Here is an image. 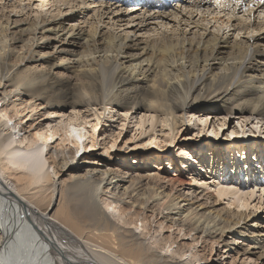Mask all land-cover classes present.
<instances>
[{"label": "bare ground", "instance_id": "bare-ground-1", "mask_svg": "<svg viewBox=\"0 0 264 264\" xmlns=\"http://www.w3.org/2000/svg\"><path fill=\"white\" fill-rule=\"evenodd\" d=\"M5 1L0 6L3 12L5 10L4 18L0 12V36L4 42L0 46V83L5 82V80L9 81V84L3 83L2 85L3 92L5 91L4 98L9 95V92H12L11 89H7V86L12 84L14 74L17 72L15 71L16 64H21L24 60L45 59L44 56L47 51L36 55L34 51L27 50L20 55V49L26 44L35 49L52 48L51 59L59 58V63H55L57 66L76 72L87 79L88 84L81 86L73 84L71 87L64 82L54 83L56 81H51L49 73H32L27 78H18L12 84L14 92H17L18 88H22L20 93L24 92L30 98H38L41 101L34 103L32 108L43 104L46 113L56 114L60 113L61 110L64 111V107L70 106L71 112L67 113L62 135L59 134V141L62 145L72 144L76 151L79 147L86 150V144L82 139L86 136L85 125L89 120L86 117L79 119L76 109L84 106H97L101 103H104L100 106L103 108L105 104H109V107L123 108L124 110L129 107L147 109L150 114L152 113L150 115L151 123L153 119L157 120L160 116V121L165 122V124H167V120H171L170 128L173 131L183 124V119L180 121V118H177L173 113L176 109L188 110V113L195 115L200 113L196 110L197 108L209 106L208 110L227 108L229 113L237 110L241 113L248 112L250 115L260 117V119L264 117V48L260 49L261 43H247L253 33L246 35L248 41L245 45L240 44L237 40L229 44L226 38L219 33L223 25L233 26L230 21L235 8L230 5L231 1H234L236 6L239 5V8L243 6L244 1H249L247 5L249 9H244L245 11L263 13L264 0H220L221 2L218 0H214V2L212 0H176L182 8L190 6V10L185 17H179L177 12H171L170 14L174 13V18L178 19L179 17V21L183 19L187 25L194 14H199L204 20L206 14V16L210 15L208 23L210 20L215 19L214 22H218L222 19L219 21L220 27L216 28V32L211 33L210 31L206 33V28H203L204 30L198 33L197 38H188L184 34L178 37H168L164 34V37H159L155 34L156 36L147 41L133 39L128 36V32L122 36L114 30L108 29L104 32L100 28L104 23L103 17L109 15L108 17L111 18L110 14H116L119 9L118 6L122 5L123 2H136L137 5L139 0ZM35 1H39V4H36L38 9L35 8L36 12L28 19L29 9L26 7L30 8ZM144 2L151 3L150 0L142 1V3ZM157 2L162 6L166 4L158 0ZM62 4L70 5L72 8L70 12L65 11L60 15V5ZM210 4L216 6L217 9L222 4L221 7L224 8L214 11V8L211 7L213 9L209 11ZM45 5H48V8L54 5L53 9L57 6L58 13L46 16L45 13H42V7ZM249 6H253L255 10ZM140 9L141 6H133L130 8V13L138 12ZM90 11L93 13L87 18H83ZM144 12L146 11H143L142 14ZM24 14L27 16L21 18ZM74 14L81 15L79 17L83 20L65 25L64 20L72 18ZM170 14L163 11L157 14H143L142 21L157 18L162 20L168 18ZM223 14L227 15L226 19L222 18ZM242 18L243 23L234 25L228 31L237 30V34H239L242 30L245 33L249 29L247 33H250L253 30H260L264 25L257 23L253 27L255 22L247 20L250 18V14L246 18L244 17L245 19ZM151 22L154 21L145 23ZM256 39L264 41V36L256 33L253 40ZM18 42H21L20 47L16 46ZM250 46L251 49H249ZM82 49L85 50L82 51ZM183 50L189 53H199L197 54L198 57L189 56L188 59H185L184 55L181 54ZM110 51L112 53L114 51V54H107ZM100 52L102 53L100 54ZM179 52L181 53L179 54ZM93 53L98 54L93 55ZM106 56H114L119 60L125 58L128 62L125 65H123L125 61L114 63L116 72L108 98H104L102 92H98L99 69L95 60L96 57L98 60L100 58L104 60ZM191 56L193 55L191 54ZM9 57H17L21 60L12 66L8 61ZM183 59L184 61H182ZM177 60L180 61L177 62ZM201 62L202 65H200ZM214 65H217L216 68L219 71H213ZM194 66L197 67L194 68ZM11 67L15 68L11 69ZM180 68L188 69L181 71ZM239 68H241L239 75L234 78ZM172 69L177 72H173ZM53 84H56L57 87ZM81 89L86 92H82ZM203 114H200L201 116L197 114L198 119H196L201 124H206L207 119H203ZM58 130V128L49 129L48 133L42 132L43 130H36L32 134L34 138L31 143L29 140L27 142L23 140L24 145L20 147L23 143L21 138L16 140L15 148L13 145V147L10 146L12 143L10 139L13 136L11 132L0 138V152L6 147V150L3 151V157L0 159V264H183L180 262L181 259L172 261L167 256L158 260L157 255L150 250V247L145 246L143 240L133 232L130 226L125 229L127 233L123 235L117 236L115 233L112 234L113 232H107L110 225L109 215L117 220L113 227L115 229L118 227L120 211L118 209L117 213L113 204L117 201L122 202L120 206L126 203L131 206H139L146 211L159 215L164 220L173 224L185 225L186 228L202 232L206 236L215 238V240L222 237L224 241L223 237L230 233L250 238L254 248H261L263 245L264 232H260L262 230L258 229L260 227L259 222L256 223V220L248 222L251 212L242 211V208H247L248 198L252 197L253 189L249 192H240L239 190L241 187H245V184H239L238 178L235 182L241 187L235 189H230L227 180V182L217 180L211 186L209 185V188L213 189L211 191L215 192L213 194L204 188V184L207 182L205 179H201L200 185L195 186V188L189 186L196 191L198 190L197 195L192 193L194 190L186 192L185 195L183 193V196L172 195L165 190L168 185H183L189 182H186V178L181 173L170 174L165 166H162L164 160L161 156L159 159L163 161L153 167L152 170L144 175L136 173L131 176L121 170L107 168L109 166L103 170L97 169L96 166L84 170L83 165H80L78 161L87 162L86 159L83 160L82 157H79L74 164L71 161L76 151L69 150L71 161H67L64 152L61 151L63 156L59 157V168L61 170L71 169V172L68 173L69 178L74 180L69 188L88 189L93 184L94 192H96L103 183L108 192L107 198H111L106 204L112 208V211L110 210V213L106 211L108 208L102 210L96 201H90L89 198L87 200L84 197L83 209L79 207L76 210L75 208L72 212L70 211V215L62 209L53 214L52 217H46L44 210H41L39 206L41 201V197L38 196L41 195L40 186L38 190H33L30 193L26 191L32 184L43 179H49V176L44 172V145L56 137ZM211 131L216 136L217 132L214 125H212ZM251 132L253 133V131ZM37 133L40 135L38 136ZM239 133V130L236 129L231 131V135L235 137H238ZM252 133L250 135H253ZM93 136L94 133L92 132L89 148L95 145ZM40 139L42 140L41 145L34 144ZM113 145L114 139L111 142V146ZM184 153L188 158L176 165L177 167L180 165L188 168L191 165L189 161H192L193 156L185 151ZM171 161H174L173 157ZM232 161L233 164L236 163L234 158ZM91 162L95 164L98 161L92 160ZM8 164L17 167L13 168ZM234 167L236 168L235 172H237V164ZM17 168L25 169V172L18 173L21 170L18 171ZM1 172H5V174H1ZM256 173L254 171L250 178L257 181L261 175ZM241 176L244 181V176ZM12 177L15 185L9 181ZM150 181L153 183L149 184ZM227 194L233 199L230 200V204L236 202V207L241 208L240 211L229 212L225 206L215 207L218 198ZM34 198L36 199L33 200ZM83 212L89 220L97 223L98 226L102 225L99 229L104 231L96 234L95 231H92V234L87 237L83 236V229L80 225ZM115 231L117 232V230ZM95 238L99 240L96 241ZM223 243L230 251H235L233 245H239L242 241L234 238L233 241L225 240ZM244 243L240 244L239 248L243 247ZM246 247L244 249L247 252L250 245Z\"/></svg>", "mask_w": 264, "mask_h": 264}, {"label": "rangeland", "instance_id": "rangeland-1", "mask_svg": "<svg viewBox=\"0 0 264 264\" xmlns=\"http://www.w3.org/2000/svg\"><path fill=\"white\" fill-rule=\"evenodd\" d=\"M3 1L6 2L5 0H0V6L3 5ZM212 1L214 2V0ZM23 2H25V0H23ZM155 2H141L137 5L136 2H123L122 5L118 6L119 9L116 11V14H110L111 18L108 17L109 15L107 17H103L104 23L102 26H100V28L104 32H106L108 29L114 30L117 32V34H121L122 36L128 32V36L133 39L137 38V40L140 41H147L153 36H156L155 34H157V36L159 35V37H164L166 35L168 37H178L184 34V36L188 38H197L198 33L204 30L203 28H206V33L209 31L211 33L216 32V28L220 27L219 21L222 19H220L218 22H214L215 19L213 21L210 20L208 23L210 15L206 16V14L205 20L202 19L199 14H194L190 19V21H193L194 23L189 21V24L187 23L186 25L183 19L179 21V17H185L190 10V6L182 8V6H179V3H177L176 0L174 1L175 4L172 1L166 3L165 6H157L158 4ZM248 3L249 1H244L243 6H240L239 8V5L236 6L234 1H231L230 5L235 8V12L232 14V20L230 21L233 26L243 23L241 18L243 17L242 19H245L248 14H250V18L247 20L255 22L253 27L257 23L264 24V12L258 13L252 11L249 13L248 11L244 10L249 9L247 6ZM36 4L38 5L39 1H35L33 5L30 6V8L26 7V9H29L28 19L36 12L35 8L38 9ZM214 5L210 4L208 7L210 8L209 11L213 8L214 11H216L217 8ZM133 6H141V9L138 12L133 11L130 13V8H133ZM221 6L222 4L220 7H218L217 11L221 8H224ZM60 7V15L65 11L70 12L72 9L70 5L62 4ZM249 7L254 9L253 6ZM53 8L54 5L50 8H48V5H45L42 7V13H45L46 16L57 14L59 11L58 7L56 6L55 9ZM143 11H146L143 14H157L162 11L166 14L177 12V16L179 17L178 19L174 18L175 15L172 13L168 16V18H163L162 20L161 18L149 19V21L154 22L146 24L149 21H142ZM0 12H2V16L4 18L5 10L3 12L0 7ZM92 13L93 11L88 12V14L86 13L85 17L83 18H87ZM24 15L21 16V18H25L27 16V14ZM79 16L81 17V15ZM79 16L78 14H74L72 18L64 20L65 25H69L74 22L77 23L83 20V18H80ZM222 18L226 19L227 15L222 16ZM107 21H109V23H107ZM144 24H146V26H144ZM233 26L223 25L219 32L223 37L226 38L229 44L237 40V42L240 44L245 45L246 41H248L246 39V35L253 33V36L249 37L250 41L247 43H261L260 49L264 48V41H261V39L253 40V37H255L256 33H260V36H264V25L260 30H253L250 33H247L249 29L246 30L245 33H243L244 30H242L239 32V34H237V30L228 31V29H231ZM222 31L224 32L222 33ZM2 40L3 38L0 36V46L4 44ZM19 45L21 46V42L16 43V46ZM251 48L252 47L250 46L249 49ZM93 49L94 47L92 50ZM27 50L34 51V54L36 55L47 51L44 56L45 59L33 61L24 60L21 64H16L21 59L17 57H9L8 61L10 62V65L14 66V64H16L15 71H17L14 74L12 84L17 81L18 78H27L28 76H31L32 73H49L51 81H56L54 83L64 82L65 84L71 85V87L73 84L78 86L88 84L86 81L87 79L83 78L78 73L57 66L55 63H59V58L51 59L52 48L45 47L35 49L33 46L26 44L20 49V55L24 54ZM83 50L85 49H82V51ZM101 53L102 52H100V54ZM180 53L181 52H179V54ZM96 54L98 53H93V55ZM107 54H114V51L113 53L111 51L107 52ZM181 54L184 55L185 59H188L189 56L193 58L196 56L198 57L197 54L199 53H189L188 51L186 52L183 50ZM191 54L193 56H191ZM95 60L96 66L99 69L97 86L98 92H102L104 98H108L116 72V68L113 66L114 63L116 61H125L123 62V65H125L128 62H126L125 58H120L119 60L114 56H106L104 60L101 58L98 60V57H96ZM179 61L180 60H177V62ZM182 61H184V59ZM52 62H54V64H52ZM197 64H199V62H197ZM200 65H202V62ZM197 66H194V68ZM216 66L217 65H214V67H212L214 72L219 71ZM15 67H11V69H14ZM180 69L181 71H184L188 68ZM240 70L241 68L238 69L234 78L239 75ZM172 71L177 72L174 71V69H172ZM3 83H6L5 85H7L9 84V81L5 80V82L2 81L0 83V138L11 132L13 136L12 139H10L12 142L10 146H14L17 142L16 140L22 138L23 143L20 146L22 147L24 145V141L27 142V140H29L30 143L33 141L34 137H32V134L36 130H43L42 132L48 133L49 129H59L56 137L51 142L47 143V145H44V172L49 176V179H43L44 181L42 180L36 184H32L29 189H27L29 192L26 191L27 193H30L33 190H38V187L40 186L41 195L38 196L41 197V201L39 206L41 210H44L43 212H45L46 217H52L53 214L58 213L62 209L69 215L75 208L76 210H78L79 207L80 209H83L82 201L84 197L87 200L89 198L90 201H96L102 210H106L108 208L106 211L110 213L112 208L108 207L106 203H108L111 198H107L106 195L108 192L106 188H104L103 183H101V186L96 192H94L93 184L88 189H71L69 188V185L74 182L73 179L69 178L68 174L71 172V169L61 170L59 168V157L63 156L61 151L64 152V156L67 161H71V158L69 157L71 153L69 150H74V152L76 151L74 145H62L59 141V134L62 135L63 127H65L64 121L69 112H71L69 108L70 106L64 107V111L61 110L59 111L60 113L48 114L46 113V108H43V104L32 108L34 103L41 102L38 98H30L29 96L25 95L24 92L20 93L19 91H22V88H18L17 92H14V87L12 84L7 86V89H11L12 92H9V95L5 96L4 98L3 94L5 95V91L3 92ZM53 85L57 87L56 84ZM81 91L86 92L83 89H81ZM103 104L104 103H101L100 105H93L90 107L84 106L80 109H76L78 118L81 119L86 117L89 122L85 125L86 136L82 139L84 144H86V150H84L83 147H79L75 152V156L71 163L75 164V161L79 157H82V159H86L87 162L78 161V163L83 165L84 170L89 169L91 166H96L97 169L103 170L109 166L107 168L121 170L132 176L136 173L144 175L146 172L152 170L153 167H156L161 161L164 160L162 166H165L170 174L181 173L186 178V182H189L183 185L172 184L165 188V190L170 194L180 196L183 193V195H185L186 192L194 190L192 188L200 185L201 179L206 180L207 183L204 184V188L213 194H215V192L211 191L213 189L209 188V185L211 186L217 180H227L228 182H226L228 183L227 185L230 186V189H235L237 187L240 188L241 186H239V184L243 183L245 184V187H241L239 191L249 192L253 189V194L251 195L252 197L248 198L249 204L247 208H242V211L246 213L251 212L249 214L248 222L251 220H256L255 222H259L258 224L260 225L258 229L262 230L260 232H264V117L260 119V117L250 115L248 112L241 113L237 110H233L232 113H229L227 108L208 110L207 108L209 106H204L205 108H197L196 110L200 113H196L195 115L188 113V110L186 111L176 109L173 113L175 116H177V118H180V121L183 119V124L173 131L170 128L171 120H167V124H165V122L160 121V116H158L157 120L153 119L151 123L150 115L152 113L150 114V111L147 109L145 110L144 108L137 109L129 107L127 110H124L123 108L117 109L116 107H109V104H105L104 108L100 107ZM202 113H204L202 115L203 119H207L206 124H201L200 121L197 120V114H199L198 116H201L200 114ZM167 116L169 117V115ZM212 125L216 127V136H214L215 133L211 131ZM232 129L239 130L240 133L238 137L231 135ZM251 131H253V133ZM92 132L94 133L93 139L95 145L94 147L89 148V145L91 144ZM250 133L253 135H250ZM113 139L114 145L111 146ZM38 141H34V144L41 145L42 140L40 139ZM5 150L6 147L3 149V151ZM3 151L0 152V159L3 157ZM184 151L189 153L190 156H193L191 159L192 161H189V163L191 162V165H189L188 168L181 167L180 165L179 167L176 166L180 164L181 161L188 158ZM160 156L163 158L161 161L159 159ZM172 157L174 161H171ZM233 158L236 160V163L234 164L232 163ZM92 160L98 162H94L95 164H93V162H91ZM235 164H237V172H235ZM8 165L13 168L17 167L12 164ZM17 169L18 171L21 170L18 173L25 172V169ZM83 169L82 171H84ZM254 171H256L258 175H261L257 181L253 178H250V175L253 174ZM1 174H5V172H1ZM241 175L244 176V181ZM237 178L239 184L235 182L237 181ZM13 180V177L12 179H9L10 183L15 185V183H13L15 181ZM148 183L152 184L153 182L150 181ZM189 186H192V188ZM154 187H156V185H154ZM189 188L190 190H188ZM197 191L194 190L192 193L197 195ZM35 199L36 198L33 200ZM230 200L232 201L233 199L229 196V194L225 196L222 195V197H219L216 201L215 207L221 208L225 206L226 210L229 212L233 210L240 211L241 208L236 207V202L230 204ZM47 204L49 205L47 206ZM113 204L115 205V210H117V213L118 209L120 211V217L117 216L119 220L117 224L118 227L116 229L113 227V225L116 224L115 221L117 222V220L109 215L108 219L110 218V225L108 226L109 230H107V232H113L112 234L115 233L117 236L120 234L123 235L127 233L125 229L130 226L133 232L143 240L145 246L150 247V250H152L157 255L158 260H162L164 256H167V258L172 259V261L181 259L180 262L183 264H264V239L262 240L263 245L261 244V248H254L250 238L243 235L228 233L223 237L224 241H233V239L236 238L237 240L242 241V243L245 242L244 246L242 245L243 247L241 248H239V245L242 243H239V245H233L235 247V251H237L235 253L234 250L230 251L226 244L223 243L224 241L222 237L218 240H215V238L206 236L202 232H197L196 230L188 227L186 228L185 225L173 224L168 220H164L163 218L159 217V215H156L151 211H146L139 206H131L127 203L123 204V206H120L122 205V202L119 201L114 202ZM82 216L83 217L80 220L82 223H80V225L83 229V236L87 237L89 234H92V231H95V234L97 232L100 233L104 231L99 229V227L102 225L98 226L97 223L89 220L85 216V212H83ZM242 222L240 221V224H242ZM115 230H117V232ZM94 240L98 241L99 239L95 238ZM249 245L250 248L246 252L244 248H247L246 246ZM165 253L166 255H164Z\"/></svg>", "mask_w": 264, "mask_h": 264}, {"label": "snow or ice", "instance_id": "snow-or-ice-1", "mask_svg": "<svg viewBox=\"0 0 264 264\" xmlns=\"http://www.w3.org/2000/svg\"><path fill=\"white\" fill-rule=\"evenodd\" d=\"M74 132L76 131V130H73ZM37 135L39 136L40 134L39 133H37Z\"/></svg>", "mask_w": 264, "mask_h": 264}]
</instances>
